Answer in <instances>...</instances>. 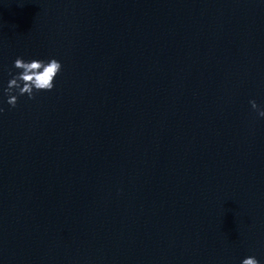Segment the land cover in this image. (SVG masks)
Listing matches in <instances>:
<instances>
[{
	"label": "clouds",
	"instance_id": "clouds-1",
	"mask_svg": "<svg viewBox=\"0 0 264 264\" xmlns=\"http://www.w3.org/2000/svg\"><path fill=\"white\" fill-rule=\"evenodd\" d=\"M13 66L20 71L15 75L10 73L11 79L3 90L8 97L7 104L13 108L17 105L18 96L27 95L29 99H34L35 92L51 91L55 86V78L62 69L61 63L55 58L48 61L39 59L25 61L22 57H17ZM249 103L260 117H264V109L260 108L255 100ZM3 112L4 108L0 107V113ZM241 264H259V261L254 256H249L244 258Z\"/></svg>",
	"mask_w": 264,
	"mask_h": 264
}]
</instances>
